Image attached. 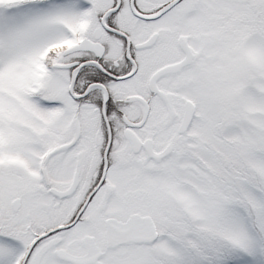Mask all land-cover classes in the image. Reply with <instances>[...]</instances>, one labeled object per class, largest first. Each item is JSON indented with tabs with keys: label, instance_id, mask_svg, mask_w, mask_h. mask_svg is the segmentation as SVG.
Wrapping results in <instances>:
<instances>
[{
	"label": "snow or ice",
	"instance_id": "1",
	"mask_svg": "<svg viewBox=\"0 0 264 264\" xmlns=\"http://www.w3.org/2000/svg\"><path fill=\"white\" fill-rule=\"evenodd\" d=\"M0 264H264V0H0Z\"/></svg>",
	"mask_w": 264,
	"mask_h": 264
}]
</instances>
